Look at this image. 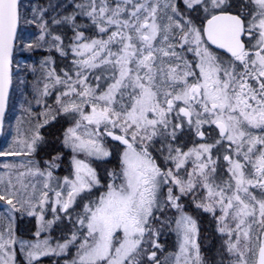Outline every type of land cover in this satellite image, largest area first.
<instances>
[{
    "label": "snow or ice",
    "instance_id": "snow-or-ice-1",
    "mask_svg": "<svg viewBox=\"0 0 264 264\" xmlns=\"http://www.w3.org/2000/svg\"><path fill=\"white\" fill-rule=\"evenodd\" d=\"M15 92L27 119L0 156L27 159L0 164V264H205L197 216L217 209L228 264H264V0H0V131Z\"/></svg>",
    "mask_w": 264,
    "mask_h": 264
},
{
    "label": "rangeland",
    "instance_id": "rangeland-1",
    "mask_svg": "<svg viewBox=\"0 0 264 264\" xmlns=\"http://www.w3.org/2000/svg\"><path fill=\"white\" fill-rule=\"evenodd\" d=\"M37 2L46 3L47 0H37ZM43 58H44V56H42L39 52L25 53L22 57H18V59L20 60V62L22 64H26L29 67L35 65L37 68L39 67V63ZM69 64H70V61L69 62L65 61L62 65V67L66 70ZM59 70H60V68H58V71ZM89 83H92L91 77H90ZM101 83H103V81H101ZM93 86H95V85L93 84ZM31 92H32V90L29 87L27 92H25V95L27 96L28 100H30L32 102L33 111H37V110L43 111L45 105L43 103L37 105L35 103V101L32 99ZM56 94L57 93H55V92L53 93V95H56ZM46 99H47L48 104L50 106H53V107L55 106L52 96H49ZM22 106H24V99L20 95V92H15L13 94V101L11 104V108L9 110V113H7V115H6V121H5V125H4V134H3L1 141H0V150H7L11 146L13 138L15 136L17 120L20 119L21 116H25V118L27 119L26 115L22 112ZM61 123L65 124L64 130H66V128L68 126H72L71 121L61 120ZM25 126H27V125H25ZM50 126H52V125H48L46 128H48ZM44 131H45V129H42V132H44ZM63 131H61V136H62ZM47 135H48V132H47ZM57 146H60V144H58ZM107 146L110 149H112V147H110L109 145H107ZM65 151H67V150H65ZM41 158H44L43 153L42 154L40 153L36 157L37 160H40ZM25 159H27V158L0 156V164L19 163V162H23ZM44 159H47V158H44ZM112 161H113V159H112ZM4 171L5 170L3 168H0V175H3ZM189 171H190V169H189ZM69 173H70V169L68 167V161L66 160L64 162V164L62 165V167L58 171H56L54 173V175L62 178L64 176H69ZM70 178H74V177H70ZM16 227H17L18 234L21 235L23 238L28 239V238H30L31 231H33L35 229L34 218L27 217V218H24L22 220H18ZM74 230L75 229L73 228V226L71 224H69L67 221H64L63 223L60 224L59 228H54L53 233H52L53 243H55L57 241L63 242V240L65 238L70 236L71 231H74ZM175 237H176V235H175ZM174 241H176V243H173ZM174 241L172 240V244L165 249V252L162 254L161 258H163V256L167 255L169 252L178 251L177 238H175ZM221 255L222 254H219V247L217 245H213L211 247L210 256L207 257L208 255H206L205 253L202 256L205 260V264H213V262H215V264H221V262H223V264H228V259H226V257L228 256L227 252L225 251V255H226L225 258L223 257V255L222 256ZM219 256H221V258H219ZM55 259L56 258H53V257H46V258H44V261H45V264H55Z\"/></svg>",
    "mask_w": 264,
    "mask_h": 264
},
{
    "label": "flooded vegetation",
    "instance_id": "flooded-vegetation-1",
    "mask_svg": "<svg viewBox=\"0 0 264 264\" xmlns=\"http://www.w3.org/2000/svg\"><path fill=\"white\" fill-rule=\"evenodd\" d=\"M117 143L112 142L111 140H108V145L110 147H112V149L115 152V148L114 146ZM192 145L189 144L188 147H191ZM122 147V146H121ZM153 151V155L157 158V163L161 164L162 167H174V165L171 162H167L165 163L163 157L160 155V153L158 151L152 150ZM115 155L114 154V158L115 159ZM111 159V161H112ZM116 162L118 163V160L115 159ZM107 169L111 170L113 168H117L114 166H111L112 163H107ZM225 178H227L225 176ZM219 215V209H217V217ZM217 217H213L212 215L208 214V213H199V215L197 216L198 219V223L200 225V229H201V236H200V244H201V254L203 255L204 253L206 255H208L207 257L210 256L211 253V247L213 245H217L219 247V254H222L223 257L225 258V251H226V245H225V236L222 235L219 231H218V227H217ZM172 231L168 230V231H164L161 235L160 238V242L162 243L164 248L169 247L172 244ZM175 234V233H174ZM177 238V237H176ZM174 241V239H173ZM173 243H176V241H174ZM221 255V256H222ZM221 256H219V258H221Z\"/></svg>",
    "mask_w": 264,
    "mask_h": 264
},
{
    "label": "trees",
    "instance_id": "trees-1",
    "mask_svg": "<svg viewBox=\"0 0 264 264\" xmlns=\"http://www.w3.org/2000/svg\"><path fill=\"white\" fill-rule=\"evenodd\" d=\"M68 62H69V61H68ZM10 108H11V106H10ZM64 129H65V124L60 123L59 125H56V126H53V125H52V126L46 128L44 132H46V134H47V132H48V136H49L51 139L55 140V143L58 145V144H60V142H59V140L56 139V138L61 136V131H63ZM113 153L116 154V152H114V150H113ZM41 154H42V153H41ZM44 158H47V157L44 156ZM107 165H108V164L106 163V164H104V165L98 167V171H100L102 175H103V172H104V168H105V167L107 168ZM117 165H118V163L116 162L115 159H113V161H112V165H111V166L116 167Z\"/></svg>",
    "mask_w": 264,
    "mask_h": 264
},
{
    "label": "water",
    "instance_id": "water-1",
    "mask_svg": "<svg viewBox=\"0 0 264 264\" xmlns=\"http://www.w3.org/2000/svg\"><path fill=\"white\" fill-rule=\"evenodd\" d=\"M2 132H3V130L2 131H0V139H1V136H2ZM110 140H111V138H109ZM113 142H115V141H113ZM118 143V142H117Z\"/></svg>",
    "mask_w": 264,
    "mask_h": 264
}]
</instances>
